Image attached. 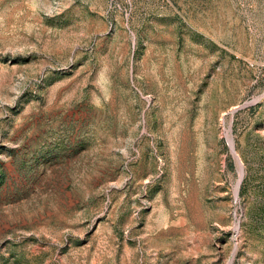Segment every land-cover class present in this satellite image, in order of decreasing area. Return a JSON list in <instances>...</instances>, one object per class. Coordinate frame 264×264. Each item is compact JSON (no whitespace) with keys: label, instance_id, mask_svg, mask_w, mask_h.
<instances>
[{"label":"rangeland","instance_id":"1","mask_svg":"<svg viewBox=\"0 0 264 264\" xmlns=\"http://www.w3.org/2000/svg\"><path fill=\"white\" fill-rule=\"evenodd\" d=\"M0 264H264V0H0Z\"/></svg>","mask_w":264,"mask_h":264},{"label":"water","instance_id":"2","mask_svg":"<svg viewBox=\"0 0 264 264\" xmlns=\"http://www.w3.org/2000/svg\"><path fill=\"white\" fill-rule=\"evenodd\" d=\"M231 150H232V152L234 153V150H233V147H232V145H231ZM235 154V153H234ZM235 156H236V158H237V155L235 154ZM237 160H238V158H237Z\"/></svg>","mask_w":264,"mask_h":264},{"label":"bare ground","instance_id":"3","mask_svg":"<svg viewBox=\"0 0 264 264\" xmlns=\"http://www.w3.org/2000/svg\"><path fill=\"white\" fill-rule=\"evenodd\" d=\"M239 173H240V175H242V170L241 169H240ZM235 194H236V192H235Z\"/></svg>","mask_w":264,"mask_h":264}]
</instances>
